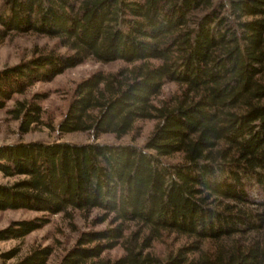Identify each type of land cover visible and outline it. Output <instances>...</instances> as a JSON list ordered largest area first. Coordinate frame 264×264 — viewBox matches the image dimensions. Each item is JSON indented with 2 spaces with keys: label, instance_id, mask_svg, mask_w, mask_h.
Listing matches in <instances>:
<instances>
[{
  "label": "trees",
  "instance_id": "1",
  "mask_svg": "<svg viewBox=\"0 0 264 264\" xmlns=\"http://www.w3.org/2000/svg\"><path fill=\"white\" fill-rule=\"evenodd\" d=\"M14 33L54 45L0 70V109L13 101L22 133L43 124L92 140L0 145V211L42 213L0 241L61 215L105 227L56 264H264V0H0V35ZM87 60L123 64L80 80L57 126L45 122L43 95L27 91ZM146 120L142 145L97 140ZM52 253L37 246L12 264Z\"/></svg>",
  "mask_w": 264,
  "mask_h": 264
},
{
  "label": "rangeland",
  "instance_id": "2",
  "mask_svg": "<svg viewBox=\"0 0 264 264\" xmlns=\"http://www.w3.org/2000/svg\"><path fill=\"white\" fill-rule=\"evenodd\" d=\"M53 45V40L31 33H14L5 37L0 35V70L29 58L37 50L50 49ZM122 64L120 61L101 63L94 60H87L79 65L66 69L50 81L35 83L27 91L26 96L30 97L35 93L42 94L43 98L40 100V103L44 121H52L57 126L68 107L72 91L80 80L97 70H114ZM175 88L173 84H167L158 99L168 98L174 92ZM12 105L13 101H10L4 109H0V145L12 144L19 141L51 142L62 140L82 143L92 140L89 134L81 132L61 136L56 130H52L43 124L33 127L26 133H22L19 130V122L13 119L8 113V109ZM154 124L155 122L152 120L139 122L136 131L120 140H116L110 134L102 135L97 140L100 142H135L138 145H142L153 130ZM7 181L9 180L2 178L0 175V182ZM41 215V212L24 209L0 211V229L7 227L13 221L31 219ZM103 227L105 225L91 226L89 221H84L80 218H76L72 223H69L61 215H53L50 217L49 223L31 232L23 239L0 241V264H12L18 257L23 256L32 248L45 245H49L53 249L49 264H56L64 252L74 244L76 238L82 231L101 229ZM172 240L165 238L162 240V243H156L154 249L161 254H165L172 245ZM15 248H18L20 251L18 256L3 260L4 253L10 252ZM118 253V251L112 252L113 255Z\"/></svg>",
  "mask_w": 264,
  "mask_h": 264
}]
</instances>
